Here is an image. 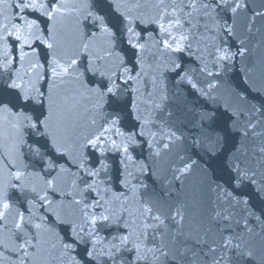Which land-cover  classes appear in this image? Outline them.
Listing matches in <instances>:
<instances>
[{
	"label": "water",
	"instance_id": "1",
	"mask_svg": "<svg viewBox=\"0 0 264 264\" xmlns=\"http://www.w3.org/2000/svg\"><path fill=\"white\" fill-rule=\"evenodd\" d=\"M20 2L8 0L0 25L22 24L20 17L36 20L34 35L52 47L33 39L31 46H23L30 55L21 61L20 42L6 37L14 63L7 71L0 68V95L13 101V114L0 112V264H21L22 259L24 264L82 262L85 245L65 253L61 241L67 242L71 231L66 221L91 230L83 223L85 211L89 218L101 213L110 217L95 225L93 264H113L99 254L115 251L112 245L120 247L113 238L121 235H129L130 242L117 256H135L128 250L139 243V254L148 259L137 264H212L221 252L223 264H264V196L258 194L264 187V0H243L245 7L234 14L213 9L210 0H54L64 11L53 19L15 7ZM206 3L208 8L203 7ZM173 9L175 16L160 20L161 12ZM90 12L104 16L110 27L116 25L113 51L129 69L126 75L135 77L117 81L116 100L100 101L89 91L101 80L100 71H116L119 63L115 56H105L109 40L94 27ZM120 13L133 18L131 26L145 45L142 51L121 35ZM175 19L180 24L172 34L187 37L181 52H171L160 42L166 37L158 22L167 26ZM4 45L0 40V59ZM218 49H227L230 59L218 60ZM96 57L102 59L92 67L99 71H86ZM53 60L68 72L54 78ZM37 62L42 67L29 72ZM176 64L183 67L176 69ZM17 73L45 94L43 105L15 100L18 90L7 84ZM49 96L51 135L17 121L14 114L20 112L33 120L47 116ZM113 119L116 124L105 133L110 139L95 148L88 145ZM117 129L124 135H117ZM129 135L132 142L126 139ZM52 136L59 151L52 146ZM37 141L43 145L42 155L30 148ZM237 166L246 169L254 183L245 180L236 187ZM16 172L22 173L19 179ZM146 208L160 221L146 219ZM145 223L153 225L146 234ZM26 239L32 240L28 257L19 248ZM225 239L239 248H224ZM152 249L159 250L158 261Z\"/></svg>",
	"mask_w": 264,
	"mask_h": 264
},
{
	"label": "snow or ice",
	"instance_id": "2",
	"mask_svg": "<svg viewBox=\"0 0 264 264\" xmlns=\"http://www.w3.org/2000/svg\"><path fill=\"white\" fill-rule=\"evenodd\" d=\"M211 7L213 9L219 8L222 11H231V13H236L238 9L245 7V4L243 0H210ZM8 0H0V12H2L4 9L8 8ZM15 7H18L20 9H34L37 11H41L44 15H46L49 19H53L57 13H60L64 11V6L58 2H54V0H47V2H44V0H21L20 3L16 4ZM192 7H195V4L192 5ZM204 8H208L209 4L206 3L203 5ZM50 9V10H49ZM117 11H119V7L117 6ZM261 13H256V15H260ZM89 16H92L94 21V27L98 28L99 32L104 34L108 40H109V47L108 50L105 52L106 57H113L115 56L117 60H119V63L116 64V71H112L111 69H106L105 71H100L99 75L101 77V80L98 82L95 88L89 89L90 92H92L94 95H96L100 101H103L105 97H108L109 99L116 100L118 98L120 85L117 83V81H123L124 83H127L128 81L134 80L135 77L131 76L129 73V69L124 66V61L119 57L118 53H115L113 51L114 47V41L116 39V33L113 31V27L116 25H113L112 27L109 26L108 23L105 22V17L102 15H94L93 13H88ZM120 15L123 17L122 27L120 28L121 35L126 34V43L131 46L133 49H137L142 51L145 48L144 44H141L139 40L142 38L141 34L139 32H136L134 28L131 26L132 24V17L127 15L126 13H120ZM176 10L173 9L172 12H168L167 10L161 12L160 14V20L162 21L165 16H175ZM7 19V17H5ZM20 19L23 21L22 24H11L9 25L7 23L0 25V32L3 34H0V40L5 41L4 45V52L2 55V59H0V68L4 69L5 71L9 70L10 66L14 63L13 59L10 57L8 51H7V42L6 37H14L15 40L20 42V59L23 61V59L30 55V53H26L23 51V46L28 45L31 46V42L33 39L41 40L42 43L47 44V41L42 40V37L40 35H34L33 30L38 28V24L36 20H29L26 17H20ZM180 24L179 19L175 20H169L167 26L164 23L158 22V27L160 30V33L162 36L166 37L160 41L163 44V47L171 52H181L183 50V41L187 39L186 36L181 34L180 36H174L172 34V29L175 28ZM227 31L230 33L231 28L228 27ZM96 33L93 32L91 36H95ZM175 44V47L173 46ZM47 47L51 48V44H47ZM89 45L87 42L83 44V50L85 52L88 51ZM243 49H240V54H243ZM218 60H228L230 59V54L227 49H218ZM31 55H35V50L33 49ZM102 59L101 57H96L95 60L89 61V67L86 69V71H92L97 72L99 69L92 67L93 64H95L96 60ZM51 64H54L55 66L51 68V72L53 77H57L63 73L68 72V67H64L63 65H60L56 61H51ZM72 65L76 64V60H72ZM42 66L37 63H32L29 68V72H33ZM71 67V65L69 66ZM183 67L182 64H176V69H181ZM120 69H123V72L120 71ZM133 71L135 68L132 69ZM211 74V73H209ZM140 73H137V76H139ZM11 82L7 84V88L9 89H15L18 90V95L15 97L16 101L23 100V101H33L37 104L43 105L45 101V94L40 91L38 88L35 87V84L30 81H24L22 76L19 75V73L16 74V76L9 77ZM183 79V77H181ZM195 87V85H193ZM209 87H214V85H210ZM10 104H13L12 100H4L2 95H0V112L13 114L12 108L10 107ZM102 106V105H99ZM133 107H135V104L133 102ZM17 121H23L26 122L27 127L31 129H35L38 133L40 132V129L43 128V133H40L41 135H51L50 132V121L52 117V99L51 96L48 97V115L44 116L43 119L40 118V116H37L35 120H33L32 116L27 115L23 112L15 113ZM43 115V113H41ZM116 124V120L113 119L111 121V124L109 127L103 128V130L96 135L94 138L87 140V144L91 145L92 147H97L98 145H104L106 140H109V137L105 136V133L110 131L111 127ZM14 127H18V125H13ZM251 127V125H249ZM117 135L123 136L124 134L119 132L117 129L116 131ZM126 139L130 142H132V136L129 135L126 137ZM53 140V147L56 148L57 151H59V146L57 144L55 136H52ZM22 142V141H21ZM111 145L114 148H120V145L116 143L115 140H111ZM43 145H40L39 141L36 142L35 146H30L31 150L35 152L37 155L41 154V148ZM167 147V145H165ZM123 151L127 153L128 148L127 144L124 145ZM261 152H264V148L260 149ZM187 169H181L180 171H186ZM236 176L234 179V184L236 187H239L245 180H248L250 182L252 181L251 176H249L247 170H242L239 168V166L236 167ZM15 178L19 179L22 175L20 172H16L13 174ZM89 175H96V172H90ZM51 184V182H49ZM89 188H91V185H88ZM258 194H261L264 196V187H261L258 189ZM231 196V194H229ZM43 199V198H42ZM240 200L237 199V203H239ZM245 204L247 203V200L245 199L243 201ZM79 203V201H77ZM96 206H99V202H96ZM9 207L7 202L3 203V208L7 209ZM145 211L148 213V216L146 219H152L156 221H160V217L157 215L155 217L151 216V209L146 208ZM4 213L0 212V216H3ZM84 221L83 223L86 225L91 226V230L86 231L85 227L83 225L77 226L75 223L71 221H66L65 223H68L71 227V231L68 233V241L64 242L61 241L62 248L65 253L75 249L80 244L85 245L84 253L81 261H76L75 264H93V261L97 259V253H96V244L98 243V240L96 239V228L95 225L99 222H109L110 217L108 215H105L101 213L99 216L93 214L89 218L88 213L84 212ZM229 217L225 216L224 219H228ZM23 219V215L21 214V220ZM17 228H20V223L16 224ZM37 228L40 227V225H36ZM127 227V225H125ZM145 229V234L147 232V229L153 227V225L145 223L143 225ZM113 239H119L121 246L117 247L116 245H112V248L115 249V251H108L107 253L101 252L99 255L106 256L108 259H111L113 261V264H116L117 260L120 261V264H137L138 261L144 260L147 261L148 257L146 255H140V249L142 247L141 244L136 243L133 245V248L128 250L129 252H136L137 254L135 256L129 255L127 259H124L123 256H117V253H120L122 250V247L124 245H127L130 242V236L129 235H121L119 237H114ZM32 244L31 239H26L23 243L19 245L20 249H25L24 257H28L29 253L26 251L27 247ZM88 245H91V247H88ZM223 247L226 249L230 248H239V244L233 245L231 239H225ZM154 253L153 259L159 260V255H155L156 252H158V249H152L150 250ZM211 251L215 252L216 249L213 248ZM162 255L167 256V253H162ZM75 260V258H73ZM225 260V254L224 252H221V254L217 257H215L212 261V264H223V261ZM21 264H24L23 259L21 260ZM105 264H107V261H105Z\"/></svg>",
	"mask_w": 264,
	"mask_h": 264
}]
</instances>
